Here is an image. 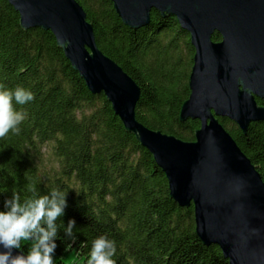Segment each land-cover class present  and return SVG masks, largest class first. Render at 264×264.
Returning <instances> with one entry per match:
<instances>
[{
	"label": "trees",
	"instance_id": "trees-1",
	"mask_svg": "<svg viewBox=\"0 0 264 264\" xmlns=\"http://www.w3.org/2000/svg\"><path fill=\"white\" fill-rule=\"evenodd\" d=\"M74 1L92 26L98 50L139 88L137 122L194 142L199 123L179 121L194 52L176 20L152 11L149 25L135 31L121 23L108 0ZM18 22L0 0V85L34 95L14 104L26 114L19 135L0 138V211L13 191L22 201L52 189L67 193L54 264H87L91 241L100 235L115 241L116 264H228L217 247L199 242L193 208L180 209L170 199L151 155L125 133L104 96L86 91L53 36L23 31ZM211 40L221 41L217 34ZM256 103L264 108V101ZM218 122L264 184V122L251 124L245 136L228 120ZM70 219L76 221L75 241L64 233ZM22 245L26 252L30 242Z\"/></svg>",
	"mask_w": 264,
	"mask_h": 264
},
{
	"label": "water",
	"instance_id": "water-1",
	"mask_svg": "<svg viewBox=\"0 0 264 264\" xmlns=\"http://www.w3.org/2000/svg\"><path fill=\"white\" fill-rule=\"evenodd\" d=\"M23 31L50 33L92 96H104L125 133L164 175L170 199L193 208L195 235L228 264H264V184L219 119L246 135L264 122V0H108L130 30L152 11L174 18L194 52L180 123L195 121L194 142L147 130L135 118L140 90L98 50L92 26L74 0H5ZM214 34L221 39L213 43ZM17 251L14 250V253Z\"/></svg>",
	"mask_w": 264,
	"mask_h": 264
},
{
	"label": "clouds",
	"instance_id": "clouds-1",
	"mask_svg": "<svg viewBox=\"0 0 264 264\" xmlns=\"http://www.w3.org/2000/svg\"><path fill=\"white\" fill-rule=\"evenodd\" d=\"M33 99V93L23 87L8 90L0 85V138L9 133L19 135L26 114L16 110L14 104L24 105ZM66 195L52 189L46 195L34 194L22 201L20 194L13 191L11 198L4 201L5 210L0 211V264H54L57 221L65 214ZM75 226L76 221L70 219L64 227L66 237L73 241ZM22 242H30L26 252L21 250ZM115 254V241L100 235L91 241L87 264H116Z\"/></svg>",
	"mask_w": 264,
	"mask_h": 264
},
{
	"label": "rangeland",
	"instance_id": "rangeland-1",
	"mask_svg": "<svg viewBox=\"0 0 264 264\" xmlns=\"http://www.w3.org/2000/svg\"><path fill=\"white\" fill-rule=\"evenodd\" d=\"M44 154H45L46 165L47 167H50L52 165L51 158L49 157L48 153L45 152Z\"/></svg>",
	"mask_w": 264,
	"mask_h": 264
}]
</instances>
